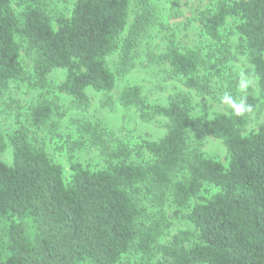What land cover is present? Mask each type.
I'll list each match as a JSON object with an SVG mask.
<instances>
[{
  "label": "trees",
  "instance_id": "trees-1",
  "mask_svg": "<svg viewBox=\"0 0 264 264\" xmlns=\"http://www.w3.org/2000/svg\"><path fill=\"white\" fill-rule=\"evenodd\" d=\"M156 1L180 2L75 0L63 10L55 0H0V99L13 85L41 92L26 123L8 137L0 127V154L13 148L11 165L0 158V264H131V253L139 264H264V123L248 131L264 99V0H200L208 3L191 46L168 32ZM155 30L168 33V44L151 62L188 91L150 104L140 86L128 85L118 102L144 121L166 119V134L121 138L103 121L72 118L78 138L64 143L66 180L30 129L58 127V93L89 106V90L114 92ZM239 58L255 87L242 90L245 77L232 67ZM57 70L67 75L56 85ZM225 93L252 110L197 112L195 96L222 103ZM104 105L114 106L110 98ZM205 136L223 142L226 162L205 153ZM85 147L98 151L99 167L77 159ZM169 209L194 231L172 235Z\"/></svg>",
  "mask_w": 264,
  "mask_h": 264
},
{
  "label": "rangeland",
  "instance_id": "rangeland-1",
  "mask_svg": "<svg viewBox=\"0 0 264 264\" xmlns=\"http://www.w3.org/2000/svg\"><path fill=\"white\" fill-rule=\"evenodd\" d=\"M57 6L63 10L71 9L75 0H55ZM154 3V2H153ZM207 1L200 0H180L178 6L174 2L156 1L154 4L159 9L162 17L168 23V32H177L178 41H182L183 46H191L198 39L200 22L196 21L201 10H204ZM164 21V20H163ZM162 21V22H163ZM167 35L165 30H155L149 38L141 42L138 48L136 67L125 77L118 78L117 88L110 94H104L89 90V106H78L72 102V98L63 94H56L58 103L61 106L63 117H55L58 127L53 129L34 130L30 129L31 139L37 141L48 151L51 157L65 168V179L71 175L69 165V151L64 143L67 140L77 139L75 129L71 125L72 118L90 119L92 121H103L121 138L142 136L150 140H159L167 132V120L156 118L151 122L144 121L140 113L135 109H126L118 102L120 91L128 85H138L142 88L143 95L150 104H166L170 95L178 91H188L182 82L171 79L167 69L163 66L152 63L151 55H159L167 46ZM238 41L236 36L232 37V44ZM117 55L109 59V66L114 69ZM23 63L27 69L30 68V59L23 51ZM232 67L245 77L242 87H255V79L250 76L248 64L244 58H239L232 62ZM66 70L55 71L50 80L56 85L63 82L66 78ZM40 91L30 89L27 84L13 85L0 99V127L2 132L8 137L20 123H26L25 115L34 102L37 101ZM112 99L114 106H105L104 102ZM197 112L208 113L226 112L228 106L218 103L209 97L195 96ZM259 111L253 113L249 119L248 131L256 130L260 124L264 123V99ZM203 149L208 156L219 158L221 161L227 160V149L221 140L212 137H204ZM78 160L91 168L99 167L102 162L99 153L94 148L85 147L77 154ZM0 158L7 164L13 162V148L11 146L0 154ZM168 217L172 222V235H179L181 232H193L194 228L185 214L176 215L169 209ZM1 231V230H0ZM125 262L139 264L140 257L131 253L125 258ZM89 264V263H84Z\"/></svg>",
  "mask_w": 264,
  "mask_h": 264
},
{
  "label": "clouds",
  "instance_id": "clouds-1",
  "mask_svg": "<svg viewBox=\"0 0 264 264\" xmlns=\"http://www.w3.org/2000/svg\"><path fill=\"white\" fill-rule=\"evenodd\" d=\"M244 86V82H242V87ZM222 103L228 105L237 116H241L246 112H250L251 105L247 104L246 99L241 98L237 100L233 96L228 93H225L221 100Z\"/></svg>",
  "mask_w": 264,
  "mask_h": 264
}]
</instances>
